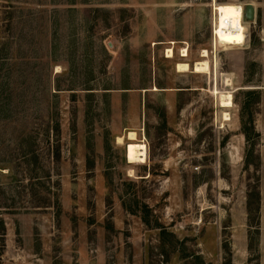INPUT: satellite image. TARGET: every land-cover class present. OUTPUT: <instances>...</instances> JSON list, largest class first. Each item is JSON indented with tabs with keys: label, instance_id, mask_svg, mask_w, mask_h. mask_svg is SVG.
<instances>
[{
	"label": "rangeland",
	"instance_id": "rangeland-1",
	"mask_svg": "<svg viewBox=\"0 0 264 264\" xmlns=\"http://www.w3.org/2000/svg\"><path fill=\"white\" fill-rule=\"evenodd\" d=\"M0 264H264V0H0Z\"/></svg>",
	"mask_w": 264,
	"mask_h": 264
},
{
	"label": "bare ground",
	"instance_id": "bare-ground-1",
	"mask_svg": "<svg viewBox=\"0 0 264 264\" xmlns=\"http://www.w3.org/2000/svg\"><path fill=\"white\" fill-rule=\"evenodd\" d=\"M215 23L213 34L215 43L218 46L227 47V45L238 46L242 45L245 40V22L243 21V7L235 3H219L214 7ZM172 44V43H171ZM229 48V47H228ZM226 49V48H225ZM183 56H188L187 49L181 50ZM173 56L172 49L166 50V57ZM201 60L194 63L195 72H207L209 70V63L207 61L208 51L203 50L200 54ZM226 85H229V79H226ZM156 89V87H154ZM220 106L228 108L232 105V96L230 93L220 95ZM228 114H224V120H228ZM123 138L117 137V142L121 143ZM123 144V143H122ZM126 146V158L129 163L144 162L147 156L145 142L135 141L128 142ZM132 172V171H130Z\"/></svg>",
	"mask_w": 264,
	"mask_h": 264
},
{
	"label": "water",
	"instance_id": "water-1",
	"mask_svg": "<svg viewBox=\"0 0 264 264\" xmlns=\"http://www.w3.org/2000/svg\"><path fill=\"white\" fill-rule=\"evenodd\" d=\"M255 8L252 3H247L243 7V18L246 21H251L254 18Z\"/></svg>",
	"mask_w": 264,
	"mask_h": 264
},
{
	"label": "trees",
	"instance_id": "trees-1",
	"mask_svg": "<svg viewBox=\"0 0 264 264\" xmlns=\"http://www.w3.org/2000/svg\"><path fill=\"white\" fill-rule=\"evenodd\" d=\"M253 93H255V91H253V92H247L246 94L247 95H249V94H253ZM56 130L58 131L59 130V125L58 124H56ZM242 130H243V133L245 134V136L247 137V139H250V133H251V130H252V128L251 127H247L246 126V124H243L242 125Z\"/></svg>",
	"mask_w": 264,
	"mask_h": 264
}]
</instances>
